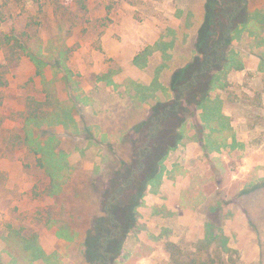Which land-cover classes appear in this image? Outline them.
I'll return each mask as SVG.
<instances>
[{"label": "rangeland", "instance_id": "1", "mask_svg": "<svg viewBox=\"0 0 264 264\" xmlns=\"http://www.w3.org/2000/svg\"><path fill=\"white\" fill-rule=\"evenodd\" d=\"M207 1L87 0L84 11L73 0H0V32L27 30L46 62L24 53L0 82V264H264V0L248 1L250 23L231 43L240 68L212 92L230 129L213 132L183 99L157 149L180 120L183 139L154 185L136 192L157 159L140 158L141 123L170 101L174 72L197 54ZM63 45L69 79L57 67ZM31 97L71 119L27 132ZM138 161L115 209L120 237L88 255L123 170ZM12 230L32 245L7 239Z\"/></svg>", "mask_w": 264, "mask_h": 264}, {"label": "trees", "instance_id": "2", "mask_svg": "<svg viewBox=\"0 0 264 264\" xmlns=\"http://www.w3.org/2000/svg\"><path fill=\"white\" fill-rule=\"evenodd\" d=\"M40 2V0H36ZM80 10L86 11L87 0H73ZM249 0H208L206 3V12L198 30L197 54L192 61L185 66L177 69L172 76L173 92L170 95V101L163 103L159 100L152 106V113L146 121L141 123V127L148 126V140L144 146L139 149L140 158L153 157L157 153V159L154 162L156 170L151 173L144 182H137L139 185L136 189L137 195H143V189L149 184L154 185L155 180L161 175L164 168L163 162L167 157L168 151L178 145L183 139L184 120H180V124L172 132V143L166 144V148L157 149V143L162 142L165 131V124L173 119H178L183 99L194 102L196 107L201 110V116L205 125H209L213 132L220 131L223 133L229 130V125L224 122L226 117L222 113L223 100L219 95L213 96V91L218 87L225 86V78L227 71L231 68H237V58L234 50L231 48L232 40L235 39V33L239 32L240 24L247 26L250 23V15H248ZM225 12V19L222 20L220 13ZM224 21V22H222ZM29 32L20 30L17 32H0V49L4 52L5 63L0 64V82L4 83L5 75L10 71L12 66L18 65L24 53L29 54L39 67L46 64L42 55H40L41 44L39 41H30ZM264 42V40H263ZM62 47V46H61ZM68 50L63 45L62 51L59 53L58 69H64L67 78L70 77V71L67 69L66 61L68 60ZM69 72V74H68ZM110 72L103 75L108 79ZM51 98V94L47 95ZM77 98V97H76ZM76 102L74 98L72 104ZM163 104V105H162ZM40 100L29 98L26 109L22 112L26 123L27 132L34 127L43 125L51 126L56 123L67 124V120L71 119L69 111L66 113L63 109H49L43 106ZM160 105L162 109L158 111ZM163 136L161 139L160 136ZM27 139L31 141L33 138L27 133ZM150 142V144L148 143ZM153 142V143H152ZM163 149V150H161ZM44 152L43 148L38 149ZM49 158V157H48ZM55 161V157H50ZM46 162H43L45 165ZM54 166L47 162V167ZM144 161H138L136 168H125L123 170L124 184L117 189L114 200H108L105 213L97 221L95 232L87 245L86 253L92 255L94 250L105 251L108 244L117 241L119 229L115 225H119L118 217L115 209H121L120 198L125 188L136 182L134 174L143 169ZM133 174V175H132ZM135 190V188H134ZM133 190V191H134ZM114 225V227H113ZM11 241L26 243V246L32 245L28 238H25L18 230H12L9 234ZM6 239V240H7ZM9 241V240H7ZM167 247L173 249L176 246L168 243ZM35 248V245H33ZM118 253V252H117Z\"/></svg>", "mask_w": 264, "mask_h": 264}]
</instances>
